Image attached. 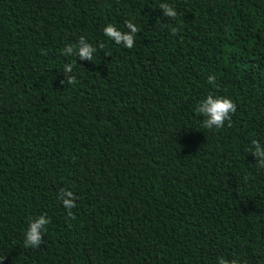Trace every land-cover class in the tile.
<instances>
[{
	"label": "trees",
	"instance_id": "16d2710c",
	"mask_svg": "<svg viewBox=\"0 0 264 264\" xmlns=\"http://www.w3.org/2000/svg\"><path fill=\"white\" fill-rule=\"evenodd\" d=\"M162 2L0 0L2 264H264V0ZM128 20L131 49L103 32ZM81 36L94 62L61 54ZM209 93L236 104L222 128Z\"/></svg>",
	"mask_w": 264,
	"mask_h": 264
},
{
	"label": "clouds",
	"instance_id": "9594fccd",
	"mask_svg": "<svg viewBox=\"0 0 264 264\" xmlns=\"http://www.w3.org/2000/svg\"><path fill=\"white\" fill-rule=\"evenodd\" d=\"M159 8L163 10V15L167 18L175 19L178 16L177 9L167 0L159 5ZM126 30H121L114 24H107L103 28L104 35L110 40L114 41L117 45H122L125 48H133L136 42V36L138 27L132 20H128L125 24ZM103 48V45H100ZM61 54L64 56H74L79 60H89L94 62V57L97 54V47L90 42L86 37L81 36L75 44H69L61 50ZM75 64L67 63L64 66L62 76L66 79H62L61 83L73 84L74 79L67 74L74 72ZM216 77L210 75L208 82L210 84L215 82ZM195 112L203 116L202 128L214 129L222 128L226 121L231 120L232 114L236 112L235 102L228 96H218L212 93L206 95L201 99ZM256 158L259 167H264V143L254 140L252 142L251 152ZM60 198L66 208H72L75 206V197L72 191L65 190L60 194ZM50 223V219L41 214L38 217L30 220L28 227L24 233L23 245L25 248H37L41 245L43 235L47 231V225ZM2 264V262H0ZM218 264H225L223 259H220ZM232 264H236L233 260Z\"/></svg>",
	"mask_w": 264,
	"mask_h": 264
}]
</instances>
